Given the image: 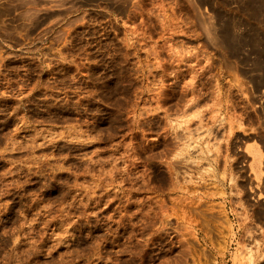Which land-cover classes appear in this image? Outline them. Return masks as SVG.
<instances>
[{"label":"rangeland","instance_id":"obj_1","mask_svg":"<svg viewBox=\"0 0 264 264\" xmlns=\"http://www.w3.org/2000/svg\"><path fill=\"white\" fill-rule=\"evenodd\" d=\"M193 4L0 0V264H264V73L204 71Z\"/></svg>","mask_w":264,"mask_h":264},{"label":"bare ground","instance_id":"obj_2","mask_svg":"<svg viewBox=\"0 0 264 264\" xmlns=\"http://www.w3.org/2000/svg\"><path fill=\"white\" fill-rule=\"evenodd\" d=\"M167 1V0H166ZM187 1V0H186ZM222 1V0H221ZM178 2V6L181 12H185V7L183 5V0H177ZM230 2V0H229ZM233 2V1H232ZM237 2V1H236ZM191 2L189 1V4ZM193 5L195 7L196 10V21L197 24L194 25L193 24V20H192V24H193V29L191 30V32L193 34V40L196 43L197 47H196V52H195V57L196 59H198L199 63L196 61L195 64L198 63L199 66L202 67V69L205 71L208 70V68H211L210 64V57H208L209 55V50L211 48H213L217 51L221 50L220 53L221 57L223 58V61H220L219 63H221L223 65V67L227 68V70H229V68H231V65L229 62L226 61L224 62L225 59V54H229L233 59L235 58L234 55H237V57L240 55H238V52L243 49L245 46H249L251 49L249 52V55H246V59L247 61H249V59L251 58V53L255 54V57L253 58V65L254 68L259 69L260 72L263 70L264 73V0H238V9L241 10L243 12V16H241L242 20L244 21V25L245 26V32L243 31V33L246 34H242V33H238V30L236 27H241L240 24L243 25V23L239 22V21H235L238 20V16H231L232 18H236L235 20H231L230 17H227L225 14L227 13V10L225 11V14H223L222 12H220L217 9L216 4L219 3V0H193ZM226 3V2H225ZM175 4V3H174ZM230 4V3H229ZM228 5V4H227ZM226 5V6H227ZM236 5V4H233ZM220 6V5H219ZM176 7V6H175ZM223 7V6H221ZM225 7V5H224ZM223 7V8H224ZM228 7V6H227ZM213 13H215V19L216 21H212L214 19L213 16H211V11ZM178 11V9H176V12ZM236 11H238L236 9ZM181 12H179L181 14ZM230 12V11H229ZM228 12V13H229ZM236 13V12H235ZM187 15V12L184 13ZM184 14H182L184 16ZM238 14V13H237ZM190 16V14H189ZM230 16V15H228ZM193 17V16H191ZM227 17V18H226ZM240 17V16H239ZM190 19V18H189ZM180 20V19H179ZM185 20V19H184ZM241 20V19H240ZM251 20L255 21V23H252ZM195 21V20H194ZM242 21V22H243ZM182 22V20H181ZM184 23H186L184 21ZM188 25V22L186 23ZM202 26V27H201ZM183 27V26H182ZM189 27V26H188ZM185 28V27H184ZM190 28V27H189ZM192 28V27H191ZM240 29V28H239ZM244 29V28H242ZM190 31V30H189ZM200 31V32H199ZM183 32V30L181 31ZM242 32V30H241ZM185 33V32H184ZM181 35V34H180ZM184 35V34H183ZM191 36V35H190ZM185 37V36H184ZM190 40V39H189ZM192 41V40H191ZM203 41L205 43H203ZM246 49V48H245ZM194 50V51H195ZM215 51V52H216ZM242 52V51H241ZM245 53V52H244ZM213 55V54H212ZM194 56V55H193ZM194 57V59H195ZM215 57V56H214ZM200 58H204L205 60H207L206 66H202L201 63H203L202 61H200ZM221 58V60H222ZM231 59V60H233ZM238 59V58H237ZM236 61V60H235ZM238 61V60H237ZM205 62V61H204ZM240 62V61H238ZM242 63V62H241ZM250 63H252L250 61ZM215 64V63H214ZM220 64V65H221ZM198 65H195L194 68ZM243 65V64H242ZM250 65V67H251ZM214 66V65H213ZM212 66V67H213ZM216 66V64H215ZM219 67V65L217 66ZM221 67V66H220ZM239 68V63L235 62V67L234 68ZM243 67V66H242ZM193 68V69H194ZM223 69V70H226ZM241 68V67H240ZM253 68V67H251ZM253 68V69H254ZM263 68V69H262ZM197 69L200 70V68L198 67ZM243 70V68H241ZM252 69V70H253ZM210 70V69H209ZM258 70V71H259ZM194 71V70H193ZM203 71V72H204ZM214 71V70H213ZM215 71H217V69H215ZM254 71V70H253ZM197 72V70H196ZM201 72V71H200ZM199 72V73H200ZM210 72V71H209ZM219 72V69H218ZM242 72V71H241ZM251 72V71H250ZM260 72H256L257 74ZM208 73V72H207ZM221 73V70H220ZM227 73V72H225ZM229 74H231V72H228ZM244 73V72H242ZM241 73V74H242ZM196 74V73H195ZM206 74V73H205ZM210 74V73H209ZM218 74V73H217ZM216 74V75H217ZM224 74V73H223ZM228 74V75H229ZM249 74V73H247ZM251 74V73H250ZM204 75V74H203ZM215 75V76H216ZM219 75V74H218ZM217 75V76H218ZM227 75V74H226ZM233 75V73H232ZM243 75V74H242ZM197 76V75H196ZM214 76V75H213ZM231 76V75H230ZM261 76V75H260ZM200 77V76H199ZM205 77V76H204ZM220 77V76H219ZM217 77V78H219ZM232 77V76H231ZM235 77V76H234ZM237 77V76H236ZM246 77V76H244ZM243 77V78H244ZM257 77V76H256ZM256 77H252L255 80V90L253 93H251V102L255 103V105L257 106L256 110L259 112V114L261 115V118L264 120V75H262L261 78H259V80H257ZM197 78V77H196ZM242 78V77H241ZM242 78V79H243ZM251 78V77H250ZM249 78V79H250ZM252 78L250 79L251 84H252ZM240 79L239 77L236 78L237 82H238V87L240 90L243 91V85L246 84L247 82H245L244 80ZM253 79V80H254ZM199 80V78H198ZM202 81V80H201ZM220 81V79H219ZM217 80V82H219ZM232 81V80H231ZM234 83V82H233ZM250 85V84H248ZM247 85V86H248ZM230 86V85H229ZM234 86V85H232ZM246 87V85H244ZM249 87V86H248ZM234 88V87H233ZM232 88V89H233ZM250 88V87H249ZM231 89V90H232ZM254 89V88H253ZM220 90V89H219ZM230 90V91H231ZM262 90V91H261ZM202 92V91H201ZM246 92V91H245ZM199 99L204 96L202 95L203 93L198 94L197 92H195ZM260 94V95H258ZM249 95V93H248ZM230 96V95H229ZM246 97V96H245ZM249 97V98H250ZM197 98V97H196ZM203 99V98H202ZM227 99V98H225ZM230 99V98H229ZM199 101V100H198ZM197 101V102H198ZM196 102V101H195ZM250 102V101H249ZM256 111V112H257ZM258 114V113H257ZM244 151V150H243ZM244 153L247 155V157L250 159V164L248 166V170L250 172H252L253 174H256V176L260 177L262 175L263 170L260 169V167L263 165L264 163V154L261 150V148L258 145H250L246 148V150L244 151ZM263 169V168H262ZM251 192V191H250ZM248 193H249V189H248ZM247 193V194H248ZM255 193L246 196V198H248V205L253 207V213L257 214L256 215V219L264 224V199L261 200L259 199L258 195L254 198L253 200V196ZM257 194V193H256ZM250 199L252 200L250 202ZM149 216V215H148ZM150 217V216H149ZM152 217V216H151ZM149 220V219H148ZM149 224V223H148ZM153 223H150V225ZM147 225V224H146ZM148 226V225H147ZM151 227V226H149ZM148 228V227H147ZM150 229V228H149ZM154 239V238H153ZM250 262L253 261V253H250L249 256Z\"/></svg>","mask_w":264,"mask_h":264},{"label":"crops","instance_id":"obj_3","mask_svg":"<svg viewBox=\"0 0 264 264\" xmlns=\"http://www.w3.org/2000/svg\"><path fill=\"white\" fill-rule=\"evenodd\" d=\"M254 144V143H253ZM260 145V144H259ZM262 148V147H261Z\"/></svg>","mask_w":264,"mask_h":264}]
</instances>
